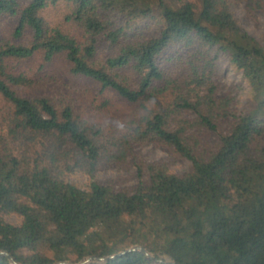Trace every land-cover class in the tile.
I'll list each match as a JSON object with an SVG mask.
<instances>
[{
    "label": "trees",
    "instance_id": "16d2710c",
    "mask_svg": "<svg viewBox=\"0 0 264 264\" xmlns=\"http://www.w3.org/2000/svg\"><path fill=\"white\" fill-rule=\"evenodd\" d=\"M238 1L0 0L16 40L0 44V251L54 264L140 245L153 257L133 250L87 264H264V44L236 18ZM58 4L74 33L42 15ZM37 52L45 62L64 55L71 73L137 111L102 126L72 102L22 93L30 80L5 60ZM220 55L249 85L250 110L236 112L231 91L220 93ZM146 143L168 146L190 168L137 160L134 146ZM130 162L131 187L67 179ZM0 264L12 263L0 253Z\"/></svg>",
    "mask_w": 264,
    "mask_h": 264
},
{
    "label": "rangeland",
    "instance_id": "374dc122",
    "mask_svg": "<svg viewBox=\"0 0 264 264\" xmlns=\"http://www.w3.org/2000/svg\"><path fill=\"white\" fill-rule=\"evenodd\" d=\"M256 2H259L261 7H258ZM63 5L48 7L42 11V15L50 26H60L74 33V27L63 20L65 12ZM250 5L249 7L247 0H239L233 3L232 10L241 26L264 44V0L252 1ZM12 23V20L7 17L0 19V44L6 41L16 42L11 35ZM5 64L8 72L22 73L30 80L28 84L17 87L22 93L30 96L44 93L53 96L59 102H72L76 110L84 117L102 126H107L108 123L116 124V121L122 117L130 116L137 111L135 104L126 102L114 91L101 90L93 80L71 73L69 62L64 55H57L51 61L45 62L42 54L37 52L25 59L8 58ZM214 77L219 84L220 93L231 91L234 95L233 109L236 112H246L255 105L250 98V88L245 78L240 71L230 65L226 56L220 55L217 58ZM1 112H4V103L0 98V122L2 123ZM197 134L201 135L203 142L214 140V134L211 132ZM133 152L137 160L164 162L168 170L173 173H182L190 168L187 159L178 156L163 144H137ZM67 179L79 187H85L93 179L101 183H111L119 188L133 186L137 176L135 166L130 162L122 167L100 164L92 176L83 172H73L67 175ZM5 219L14 224L20 221V217L16 214H7ZM159 257L169 261L165 254H159Z\"/></svg>",
    "mask_w": 264,
    "mask_h": 264
},
{
    "label": "water",
    "instance_id": "95a60500",
    "mask_svg": "<svg viewBox=\"0 0 264 264\" xmlns=\"http://www.w3.org/2000/svg\"><path fill=\"white\" fill-rule=\"evenodd\" d=\"M133 250H138V251H141L143 253H145L146 255H148L149 257H153L152 254H150L148 251H146L142 246L140 245H134V246H131L117 254H114V255H109V256H105V257H102V256H96L94 254H91V255H88L86 257H84L82 260L78 261V262H71L69 260H63V261H58V262H55L54 264H87L89 262H97V261H105L109 258H114L118 255H121V254H124L128 251H133ZM0 253H3L5 255H7L11 261L12 264H21V263H18L14 260V258L6 251H0ZM168 262H173L171 260H169ZM174 263V262H173Z\"/></svg>",
    "mask_w": 264,
    "mask_h": 264
},
{
    "label": "clouds",
    "instance_id": "9594fccd",
    "mask_svg": "<svg viewBox=\"0 0 264 264\" xmlns=\"http://www.w3.org/2000/svg\"><path fill=\"white\" fill-rule=\"evenodd\" d=\"M122 127L125 128V129H127L128 126L125 124V125H122Z\"/></svg>",
    "mask_w": 264,
    "mask_h": 264
}]
</instances>
